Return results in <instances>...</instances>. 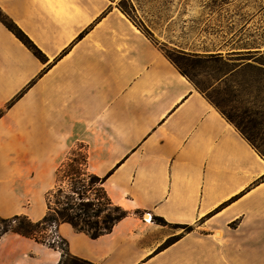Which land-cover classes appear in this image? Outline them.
<instances>
[{"label":"crops","instance_id":"crops-1","mask_svg":"<svg viewBox=\"0 0 264 264\" xmlns=\"http://www.w3.org/2000/svg\"><path fill=\"white\" fill-rule=\"evenodd\" d=\"M120 1L0 0L43 56L0 21V217L42 219L79 146L126 215L96 237L58 222L70 255L95 264H264V156L162 47L208 51L192 46L190 19L181 29L177 17L159 19L161 0H125L133 18ZM191 2L171 11L190 12ZM60 257L31 237H0V264Z\"/></svg>","mask_w":264,"mask_h":264},{"label":"rangeland","instance_id":"rangeland-1","mask_svg":"<svg viewBox=\"0 0 264 264\" xmlns=\"http://www.w3.org/2000/svg\"><path fill=\"white\" fill-rule=\"evenodd\" d=\"M129 3L122 0L120 6L133 18ZM191 3L194 7L190 12L181 9L172 12L171 5L181 4V0H161L159 19L169 21L170 17H177L173 25L178 29L185 26L182 19H190L192 23L186 26L191 28V37H186L191 38L194 49L208 52L186 53L187 56L214 53L221 60L184 59L171 45L162 49L205 95L219 103L221 110L264 156V0H192ZM83 155L79 146L68 154L57 175L58 186L49 195V207L53 211L72 205L67 211L74 213L80 200L91 199L96 210L98 198L104 203L101 208L106 207L89 219L100 222L107 211L113 212V204H105L101 181L86 170ZM170 228L185 231L187 226L170 225ZM36 236L42 240L43 231ZM61 248L60 244V252Z\"/></svg>","mask_w":264,"mask_h":264},{"label":"trees","instance_id":"trees-1","mask_svg":"<svg viewBox=\"0 0 264 264\" xmlns=\"http://www.w3.org/2000/svg\"><path fill=\"white\" fill-rule=\"evenodd\" d=\"M0 21L25 45L30 49L37 57L42 59V53L39 51V49L34 45V43L27 37V35L9 18L4 16L0 12ZM184 59H203L204 61H213L218 62L220 61V56L218 54H208L203 56H187V55H179ZM176 64V63H175ZM176 66L180 70V72L187 76L193 83L194 81L189 77L186 71L181 69L177 64ZM195 84V83H194ZM196 85V84H195ZM197 86V85H196ZM198 87V86H197ZM200 89V88H199ZM202 91V90H201ZM206 97L214 103V105L222 112V114L231 121L230 117L226 115L220 108V105L217 101L212 99L210 96ZM232 122V121H231ZM247 138V137H246ZM248 139V138H247ZM249 140V139H248ZM82 163L85 166V155L82 157ZM60 171V169H59ZM95 178H98L97 176H94ZM100 181L102 178H99ZM60 190V189H59ZM103 197L106 200L105 204H111L109 198L107 197L104 189H103ZM97 203H99V206L95 210L93 206L96 205L94 201L91 199L88 200H80L79 203L75 206L77 212L69 213L67 210L68 208H72V205H67L65 207H62L61 209H53L51 211L50 207L48 206L47 213L42 217V219L38 221H31L29 218H27L25 215H14L12 217L3 218L0 217V237L6 233V232H12L21 234L26 237L34 238L36 241L44 242L43 239L40 240L36 233L43 231L48 224H51L52 222L55 223V225L58 222L64 221L71 224V226L78 230V231H84L91 237H96L104 232H108L112 225L124 217L126 215V211L120 208L117 205H113V212L107 211L105 215H103L101 221L98 220H90L89 216H98L99 212L102 211L106 206H103L101 208V205H104L103 202H99L98 198L96 199ZM89 211L92 212V214H89ZM153 220L157 223L164 224L165 221L161 217H153ZM189 229V227H187ZM173 238H169L167 242H170ZM61 245H63V248H61V257L59 261L56 264H95L92 262H89L87 260L72 256L68 253V250L66 248V241L64 239H61ZM51 246V245H50Z\"/></svg>","mask_w":264,"mask_h":264},{"label":"built area","instance_id":"built-area-1","mask_svg":"<svg viewBox=\"0 0 264 264\" xmlns=\"http://www.w3.org/2000/svg\"><path fill=\"white\" fill-rule=\"evenodd\" d=\"M44 238L43 241L51 246H54L56 249L59 248L61 244V238L56 233L55 223L48 224L43 230Z\"/></svg>","mask_w":264,"mask_h":264},{"label":"bare ground","instance_id":"bare-ground-1","mask_svg":"<svg viewBox=\"0 0 264 264\" xmlns=\"http://www.w3.org/2000/svg\"><path fill=\"white\" fill-rule=\"evenodd\" d=\"M145 217L148 219L149 218V215L145 214Z\"/></svg>","mask_w":264,"mask_h":264}]
</instances>
